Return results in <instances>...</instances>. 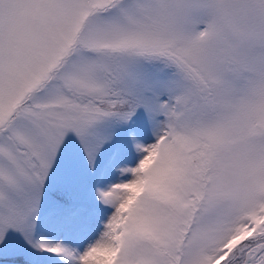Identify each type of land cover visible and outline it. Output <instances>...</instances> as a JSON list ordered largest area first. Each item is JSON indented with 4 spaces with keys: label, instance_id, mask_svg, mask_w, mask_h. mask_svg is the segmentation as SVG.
I'll return each instance as SVG.
<instances>
[{
    "label": "snow or ice",
    "instance_id": "obj_1",
    "mask_svg": "<svg viewBox=\"0 0 264 264\" xmlns=\"http://www.w3.org/2000/svg\"><path fill=\"white\" fill-rule=\"evenodd\" d=\"M0 264H264V0H0Z\"/></svg>",
    "mask_w": 264,
    "mask_h": 264
}]
</instances>
